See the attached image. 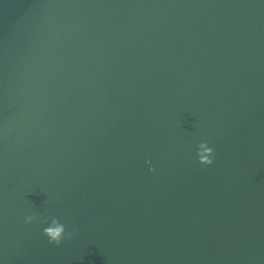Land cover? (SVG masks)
I'll return each mask as SVG.
<instances>
[{
	"label": "water",
	"instance_id": "water-1",
	"mask_svg": "<svg viewBox=\"0 0 264 264\" xmlns=\"http://www.w3.org/2000/svg\"><path fill=\"white\" fill-rule=\"evenodd\" d=\"M0 264H264V0H0Z\"/></svg>",
	"mask_w": 264,
	"mask_h": 264
},
{
	"label": "clouds",
	"instance_id": "clouds-1",
	"mask_svg": "<svg viewBox=\"0 0 264 264\" xmlns=\"http://www.w3.org/2000/svg\"><path fill=\"white\" fill-rule=\"evenodd\" d=\"M211 151H213V149ZM211 163H212V159H207L203 164H211ZM33 219L34 217L32 215H29L25 218V223H29ZM43 231L45 235L48 237L49 243H55L56 245H59L61 243L62 238L64 237L62 233L65 232V228L63 226H58L52 229L44 228ZM68 236L70 237L71 233H68Z\"/></svg>",
	"mask_w": 264,
	"mask_h": 264
}]
</instances>
